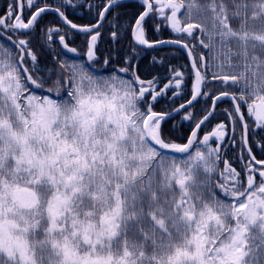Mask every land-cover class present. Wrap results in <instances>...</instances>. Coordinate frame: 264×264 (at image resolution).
Wrapping results in <instances>:
<instances>
[{
    "label": "snow or ice",
    "instance_id": "6c2138e0",
    "mask_svg": "<svg viewBox=\"0 0 264 264\" xmlns=\"http://www.w3.org/2000/svg\"><path fill=\"white\" fill-rule=\"evenodd\" d=\"M76 7L95 20L74 23ZM117 7L9 0L0 14V264H264V0H139L127 26L110 24ZM47 13L58 21L41 27ZM106 24L113 42L132 38L111 70L97 56ZM38 29L61 49L47 78ZM167 45L188 63L163 86L142 80L136 49ZM169 91L187 98L155 111ZM225 101L228 122L204 132ZM176 115L191 127L173 139Z\"/></svg>",
    "mask_w": 264,
    "mask_h": 264
},
{
    "label": "trees",
    "instance_id": "16d2710c",
    "mask_svg": "<svg viewBox=\"0 0 264 264\" xmlns=\"http://www.w3.org/2000/svg\"><path fill=\"white\" fill-rule=\"evenodd\" d=\"M9 0H0V14H3L6 11V5ZM49 3L53 1L48 0ZM77 4L88 3V2H74ZM95 3V2H94ZM123 7H117L114 12L108 17V20L111 25H115L117 22L122 23L124 26H127V23L132 19L133 15L139 9V2L136 1H127L121 3ZM142 10V9H141ZM66 15L74 23L84 25L88 24L95 20V10L89 12L87 7H76L74 9H67ZM118 17V21L117 18ZM58 21L57 16L54 13H47L41 22V27L44 25H52L53 22ZM148 38L150 40L155 39H171V35L168 31L161 30L160 33H155L151 29L148 32ZM33 48L38 55V64L37 67L40 69L38 75L47 78L48 75H51L52 70L55 67L53 57L59 55L61 49L58 44L47 46L42 38V35L37 30L36 34L31 37ZM131 36L122 35L117 42H113L110 38V25L106 24L101 30V39L97 45L98 51L97 56L103 59L108 57L112 63L111 68H118L124 66L123 60L126 56H131ZM84 40L85 37L83 34H74L72 35L73 43L71 46L76 47L78 51L83 52L84 49ZM137 58L134 65L136 72L140 75L142 80H152L154 78L160 81L161 86L167 83L170 76L171 67H179L180 65H186L188 63L187 57L182 49L177 47H160L155 49H141L137 48ZM207 55V53H206ZM162 61V62H161ZM97 67H101L97 65ZM51 86V85H49ZM187 98V94L176 99L175 103L172 102V93L168 92L167 97H160L159 102L155 104V111H171L174 107H179V104L184 102V99ZM208 102L200 101L197 103L195 111L199 112L201 107L205 106ZM230 109L231 105L227 101L221 102L217 105V115L212 119L211 124L204 129V132L210 131L217 123L224 122L227 123V117L223 115L224 109ZM165 127L168 128L172 134V138L175 139L177 136H187L190 134V123L183 121L180 115H176L174 119H169ZM239 131V129H237ZM203 133H201L202 135ZM177 142H186V141H177ZM238 146H231L227 152V156L230 161L233 162L234 166L242 167V164L238 161ZM258 158L260 157L258 150ZM239 170V168H238Z\"/></svg>",
    "mask_w": 264,
    "mask_h": 264
},
{
    "label": "flooded vegetation",
    "instance_id": "af4514ba",
    "mask_svg": "<svg viewBox=\"0 0 264 264\" xmlns=\"http://www.w3.org/2000/svg\"><path fill=\"white\" fill-rule=\"evenodd\" d=\"M50 1H53V0H50ZM120 1H122V0H120ZM129 1H136L137 2V0H129ZM74 2H92V3H94V2H96V0H74ZM88 9V8H87ZM172 37V36H171ZM173 38V37H172ZM232 145H225V150H226V152H228V150L230 149V147H231Z\"/></svg>",
    "mask_w": 264,
    "mask_h": 264
},
{
    "label": "water",
    "instance_id": "95a60500",
    "mask_svg": "<svg viewBox=\"0 0 264 264\" xmlns=\"http://www.w3.org/2000/svg\"><path fill=\"white\" fill-rule=\"evenodd\" d=\"M156 48H158V47H156ZM69 55H71V54H69Z\"/></svg>",
    "mask_w": 264,
    "mask_h": 264
}]
</instances>
